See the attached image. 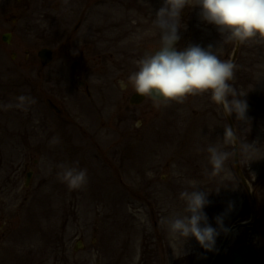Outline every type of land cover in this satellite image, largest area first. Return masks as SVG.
Here are the masks:
<instances>
[{
  "label": "rangeland",
  "instance_id": "1",
  "mask_svg": "<svg viewBox=\"0 0 264 264\" xmlns=\"http://www.w3.org/2000/svg\"><path fill=\"white\" fill-rule=\"evenodd\" d=\"M57 3L60 15L52 9ZM164 6L165 0H93L84 11L87 21L114 40L112 56L81 73L72 60L57 56L42 69L37 58L42 48H59L62 33L71 30L65 25L81 16L69 17L72 0H0V264H210L225 233L214 251L193 238L181 251L161 222L182 210L179 194L192 182L209 191L205 212L213 227L222 213L228 228L250 220L219 104L207 95L158 107L149 97L129 104L135 92L127 79L158 49L154 21ZM179 19L178 50L211 45L230 60L235 42H223L224 34L202 21L199 7L185 6ZM5 33L9 43L1 40ZM237 53L230 83L247 104L246 121L227 104L224 109L237 131L257 225L233 232L219 264H230L241 245L257 251L253 264H264V158L250 161L246 150L249 144L264 151V41H249ZM212 144L230 153L222 173L209 162ZM61 165L86 169L87 183L69 187ZM229 202L235 204L230 213Z\"/></svg>",
  "mask_w": 264,
  "mask_h": 264
},
{
  "label": "clouds",
  "instance_id": "2",
  "mask_svg": "<svg viewBox=\"0 0 264 264\" xmlns=\"http://www.w3.org/2000/svg\"><path fill=\"white\" fill-rule=\"evenodd\" d=\"M188 5L199 7L203 22L214 25L224 41L237 45L249 41H264V0H165L154 21L159 32V47L138 61L137 70L127 79V85L142 97L156 101L155 106L168 103H183L190 96L207 95L217 104H227L237 118L245 120L247 104L235 93L230 81L234 78L236 65L222 60L212 46L203 48L190 45L178 50L180 40V13ZM246 121V120H245ZM209 162L216 173L226 171L230 153L217 145L207 147ZM247 159L264 158V151L254 145H246ZM62 179L71 188H80L87 183V170L61 165ZM191 190H183L179 198L183 201L180 212L162 218L170 239L180 246L193 238L201 248L211 252L221 232L230 228L224 224V215L215 217V227L209 222L205 208L211 201L209 191L190 184ZM234 202H229L227 212L234 211Z\"/></svg>",
  "mask_w": 264,
  "mask_h": 264
},
{
  "label": "flooded vegetation",
  "instance_id": "3",
  "mask_svg": "<svg viewBox=\"0 0 264 264\" xmlns=\"http://www.w3.org/2000/svg\"><path fill=\"white\" fill-rule=\"evenodd\" d=\"M93 0H72L74 8L69 11V17H76L78 14L82 13L78 20L70 21L71 24L65 25L71 30L66 31V33H62V41L58 44H61L60 47H56L53 52V57H60L62 61L72 60V63L76 64V68L81 73L86 70L89 71L90 65L93 63H102V60L112 56L110 52V45L114 40H111L106 37L103 31H99L103 40H98V33H95L92 22L87 21L88 16H86V12H88L89 4ZM89 3V4H88ZM63 8V7H62ZM48 9V8H46ZM53 11L59 13L60 3L52 6ZM86 11V12H84ZM67 16V14H66ZM65 16V17H66ZM64 17V18H65ZM57 22V21H56ZM63 21H61V27ZM100 36V35H99ZM236 45V43H235ZM239 52L242 49L244 44H239ZM123 55L120 51H118L117 56ZM54 59V58H53ZM97 63V64H98ZM45 69V68H43ZM79 87L85 86L82 80H79ZM85 92L88 93V87L85 86ZM59 112V109H58Z\"/></svg>",
  "mask_w": 264,
  "mask_h": 264
},
{
  "label": "water",
  "instance_id": "4",
  "mask_svg": "<svg viewBox=\"0 0 264 264\" xmlns=\"http://www.w3.org/2000/svg\"><path fill=\"white\" fill-rule=\"evenodd\" d=\"M3 41L9 42V37H4ZM38 56L44 60L43 64H46L50 59V52L48 50H41V51H39ZM144 100H145V97H142L139 94H134L130 98L129 103L131 105L136 106V105L141 104ZM234 140H235V137H234ZM234 164H235L236 173H237V176H238L240 182L245 187V189L248 191V198H249L250 209H251V219L246 225L247 226H254L257 223L256 205H255V201H254L251 193H249V188L247 186V183H246L245 179L243 178V176L241 175V173L238 169V159H237V148H236V146L234 148ZM28 181H29V175L27 177L26 186L28 185ZM234 229H235V227H233L231 229V231L228 232L226 239H225V242L229 239V237L232 234V231ZM225 242L219 248L216 257L211 264H217L219 257L223 251L224 246H225ZM256 257H257V254L251 247H239L232 253L231 264H252V262L256 259Z\"/></svg>",
  "mask_w": 264,
  "mask_h": 264
}]
</instances>
